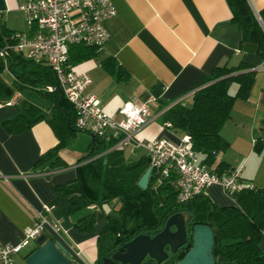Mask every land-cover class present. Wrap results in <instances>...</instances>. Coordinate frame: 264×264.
Instances as JSON below:
<instances>
[{"label":"crops","instance_id":"1","mask_svg":"<svg viewBox=\"0 0 264 264\" xmlns=\"http://www.w3.org/2000/svg\"><path fill=\"white\" fill-rule=\"evenodd\" d=\"M109 2L115 15L105 22L108 41L101 50H90L89 57L72 65L76 72H86L91 78L85 95L96 98L102 110L117 120L125 102L134 99L147 105L151 117L137 138L179 143L186 134L160 123L161 112L181 100L189 103L192 93L204 86L216 69L249 65L254 72L252 87L246 100L234 101L230 118L220 130L228 147L216 155V163L223 162L228 169H241L245 184L264 188V62L257 55L256 45L232 22L226 0ZM247 2L258 18L264 0ZM1 22L4 23L2 18ZM3 65L13 74L9 58L0 59V70ZM13 76L18 81L15 86L0 81V244H19L24 232L33 227L35 214L48 206L50 216L60 223L59 241L63 248L79 252L78 261L70 260L96 264L97 237L105 226L100 214L106 212L101 205H93L84 208L87 213L83 209L70 213L67 201L53 189L76 178L79 160L88 154L91 141L87 134L75 132L58 152L64 167H53L51 160L38 162L57 144L46 121L38 120L17 133L10 132L7 126L20 115L29 120L41 115L49 118L52 111L48 101L37 94L44 92V88L36 85L31 90L19 76ZM236 90L237 86L232 85L229 91L235 94ZM9 101L14 104L6 105ZM30 105L39 110L29 109ZM78 135L83 147L68 149V142ZM131 153L124 157L136 160L144 156L140 151ZM198 158L201 160L200 155ZM204 195L217 207L234 205L219 186L208 187ZM91 213L96 216L92 231L74 228L80 218ZM258 247L264 254V229Z\"/></svg>","mask_w":264,"mask_h":264},{"label":"trees","instance_id":"2","mask_svg":"<svg viewBox=\"0 0 264 264\" xmlns=\"http://www.w3.org/2000/svg\"><path fill=\"white\" fill-rule=\"evenodd\" d=\"M226 2L232 22L242 30L247 40L256 45L257 55L264 62V8L257 18L247 0ZM14 32L0 22V46ZM90 50L96 51L86 46H70L68 63L72 66L89 57ZM9 61L13 74L19 76L24 85L30 86L26 88L33 90L36 85L44 88V92L37 91V94L48 101L52 112L49 118L41 115L32 120L20 115V118L8 123V130L22 132L38 120H45L57 144L41 155L38 162L51 160L53 167H64L58 152L78 132L74 128L72 107L65 99L60 106L59 93L46 89L57 87L56 77L48 67L17 55H11ZM250 69L245 63L238 68L216 69L206 84L192 93L189 103L178 101L158 117L160 123L169 124L172 129L186 134L202 163L217 174L230 170L223 162L216 163V155L228 147L220 130L230 118L234 101L248 98L254 81V72ZM233 74L235 76H230ZM232 85L237 86L235 94L229 91ZM29 109L39 110L33 105ZM111 145L112 142L106 143V140L95 137L89 145L88 157L79 160L76 178L53 187L54 192L67 201L70 213L112 201L119 204L118 208L113 207L117 218H110L104 212L100 214L105 226L97 237L96 264H102V258L122 241H129L139 234L155 235L170 215L181 211L191 216L193 225H208L213 230L215 264H264V254L258 247L264 229V188L252 187L229 196L234 202L232 206L217 207L204 194L179 205L176 203L177 191L172 184L175 174H169L156 185L155 174L152 173L147 189L141 190L137 183L149 168L146 157L127 160L121 151L107 152ZM95 221V213H91L80 218L74 228L81 232L92 231ZM176 261L170 259L161 264H175ZM143 264L155 263L149 260Z\"/></svg>","mask_w":264,"mask_h":264},{"label":"built area","instance_id":"3","mask_svg":"<svg viewBox=\"0 0 264 264\" xmlns=\"http://www.w3.org/2000/svg\"><path fill=\"white\" fill-rule=\"evenodd\" d=\"M18 10L23 15L27 32L12 33L0 46V59L17 55L50 67L57 87L74 111L75 130L106 140V143L112 142L107 152H123L125 147L142 152L148 160L150 175L155 174L156 185L169 174H175L172 184L179 205L204 194L210 186H219L227 196L252 188L242 180L241 169L220 174L212 172L198 158L187 135L179 143L166 139L139 140L138 132L151 117L147 105L129 100L119 109L120 119L117 120L102 110L96 98L85 95L91 78L86 72H76L68 63V50L70 46H86L96 51L103 48L109 39L105 22L115 15L109 0H21ZM1 18L2 12L0 22ZM46 89L52 91L51 87ZM13 104L14 101L6 103ZM165 126L170 127L169 124ZM50 210L51 207L43 206L35 214L33 227L24 232L19 244H0V264H14L13 256L42 234L50 235L52 241L61 245V226L50 216ZM65 249L70 258L79 260L78 251Z\"/></svg>","mask_w":264,"mask_h":264},{"label":"water","instance_id":"4","mask_svg":"<svg viewBox=\"0 0 264 264\" xmlns=\"http://www.w3.org/2000/svg\"><path fill=\"white\" fill-rule=\"evenodd\" d=\"M6 8L5 0H0V12ZM51 70L50 67H48ZM59 93V105L64 100L59 87L52 88ZM91 143L94 137L89 135ZM88 155L85 156L87 158ZM151 169L148 168L139 179L137 185L146 190L149 183ZM191 216L183 211L170 215L164 222L163 229L153 237L138 235L129 242L121 245L118 250L103 257L102 264H141L145 257L156 264L165 262L167 252L172 254L186 241V227L191 222ZM173 228L174 230H171ZM192 245L183 258L175 264H215L213 256L214 232L208 225H193L190 231ZM36 248L26 256V264H73L70 254L57 242L42 234L35 239Z\"/></svg>","mask_w":264,"mask_h":264},{"label":"rangeland","instance_id":"5","mask_svg":"<svg viewBox=\"0 0 264 264\" xmlns=\"http://www.w3.org/2000/svg\"><path fill=\"white\" fill-rule=\"evenodd\" d=\"M21 0H6V8L2 11V21L5 23V26L13 31L25 32L27 31V26L24 22L22 13L18 10V4ZM0 81L10 85L15 86L18 81L14 78L13 74L9 72L6 65H3L2 70H0ZM188 103V101H186ZM86 135V134H82ZM91 138L89 135H86ZM83 147L79 135L68 142V149H79ZM124 155L128 157L132 155V149L129 147L124 148ZM113 207L118 208L119 204L116 201H112L109 204L101 205V208L106 212L107 215L118 217L117 213L113 211ZM181 208V206L179 207ZM87 213L86 209L82 210ZM36 248L35 242L31 241L27 243V246L16 256H14V264H26L25 255Z\"/></svg>","mask_w":264,"mask_h":264},{"label":"flooded vegetation","instance_id":"6","mask_svg":"<svg viewBox=\"0 0 264 264\" xmlns=\"http://www.w3.org/2000/svg\"><path fill=\"white\" fill-rule=\"evenodd\" d=\"M192 226H193L192 222H190V223L187 225V227H186L187 237H186V241H185V243H184L183 245H181V246L177 249V252H176L175 254H172L170 251H168V252H167V254H168V258H167L166 261H168V260H170V259H174V260H177V261L175 262V263H177V262L180 261V260L183 258V256L189 251V249L191 248V245H192V240H191V237H190V231H191ZM163 227H164V224L162 225L161 229H160L158 232H160V231L163 229ZM171 230H174V229L171 228ZM158 232H157V233H158ZM157 233H156V234H157ZM139 235H149L150 237H153V236H154V235H152V234H139ZM136 236H138V235H136ZM136 236H134V237H136ZM134 237H133V238H134ZM133 238H132V239H133ZM130 240H131V239H130ZM130 240H129V241H130ZM129 241H122L114 251L107 253V254H106V257H110V255H111L112 253H114L116 250H118V248H119L121 245H123L124 243L129 242ZM149 260H151V259H149L148 257H145V259L142 261L141 264H143V263H145V262H147V261H149ZM151 261H153V260H151ZM153 262H154V261H153ZM154 263H155V262H154ZM155 264H156V263H155Z\"/></svg>","mask_w":264,"mask_h":264}]
</instances>
